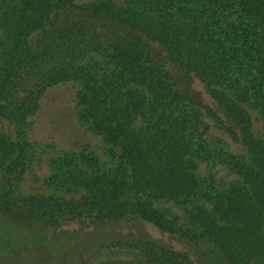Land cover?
I'll list each match as a JSON object with an SVG mask.
<instances>
[{
	"label": "trees",
	"instance_id": "obj_1",
	"mask_svg": "<svg viewBox=\"0 0 264 264\" xmlns=\"http://www.w3.org/2000/svg\"><path fill=\"white\" fill-rule=\"evenodd\" d=\"M71 80L78 120L114 164L67 150L46 179L60 193H24V128L43 88ZM249 108L264 120V0H0V117L16 129H0V210L16 223H148L205 264H264V135ZM205 114L245 148L223 154L238 175L223 187L196 172L213 156ZM159 198L211 208L182 223L152 206ZM119 243L133 257L98 264H195L150 238Z\"/></svg>",
	"mask_w": 264,
	"mask_h": 264
},
{
	"label": "rangeland",
	"instance_id": "obj_2",
	"mask_svg": "<svg viewBox=\"0 0 264 264\" xmlns=\"http://www.w3.org/2000/svg\"><path fill=\"white\" fill-rule=\"evenodd\" d=\"M77 3L91 0H73ZM121 4L124 0H113ZM78 84L64 81L43 88L36 112L24 128L25 137L33 147L34 159L30 169L19 182L24 193H60L46 183L52 172V162L67 150L93 153L102 167H110L113 159L107 154L101 136L91 131L77 118L75 94ZM255 136L264 135V120L255 109L249 108ZM205 138L211 157L197 160L196 172L212 177L221 187L238 179L237 173L222 159L245 153V148L233 139L214 119L205 114ZM0 129L15 138L14 121L0 117ZM65 196H70L62 192ZM152 206L164 212L170 220L187 222L191 210L202 204L211 208L203 199L174 201L167 198L152 200ZM116 223L99 227H80L76 223L52 226L40 221L16 223L0 210V264H98L114 260H129L132 251L119 242L150 238L164 242L171 248L188 251L195 264H205L194 257L193 249L185 241L159 231L148 223Z\"/></svg>",
	"mask_w": 264,
	"mask_h": 264
}]
</instances>
